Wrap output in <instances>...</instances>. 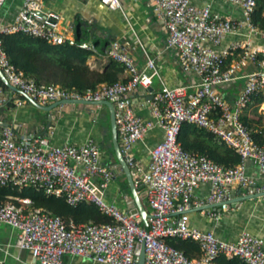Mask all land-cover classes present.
Wrapping results in <instances>:
<instances>
[{
	"label": "built area",
	"instance_id": "built-area-1",
	"mask_svg": "<svg viewBox=\"0 0 264 264\" xmlns=\"http://www.w3.org/2000/svg\"><path fill=\"white\" fill-rule=\"evenodd\" d=\"M5 1L0 0V10ZM100 1L108 9H121V0ZM150 1L153 15L167 35L166 47L177 54L180 70L198 78L191 97L186 87H163L152 93L147 101L152 120L137 116L129 98L140 89L152 87L158 75L153 60L147 59L139 71L134 59L118 42H112L101 56L121 65L126 81L101 85L84 94L39 86L14 70L1 36L22 34L51 45H77L90 52L89 58L100 55L97 47L72 36V28L63 26L58 14L44 13L39 0H24L12 23L0 20V71L12 87L41 106L60 100L108 101L114 106L121 153L137 193L147 202V229L137 209L121 211L106 200V189L121 170L118 165L109 168L102 164L93 139L81 146L54 147L48 137L18 139L12 127L0 133V186H34L47 195L63 197L72 207L91 203L112 223L67 227L60 217L33 208L29 199H16V203L8 200L0 204V225L15 230V247L38 264H63L66 255L97 264H135V251L141 244L144 264H212L219 256L237 258L243 264H264L262 239L242 233L235 243H228L211 232L190 227L185 216L191 209L215 204L219 211L210 216L218 219L220 212L230 209L235 188L245 196L264 192V184L257 186L246 172L247 161H253L264 182V143L255 142L241 119L252 97L264 95V47L252 44L248 37L264 39V31L252 22L256 0H223L240 10V22L214 15L207 6L195 7L191 0ZM241 28L248 34L243 42L216 49ZM248 64L257 69L244 73ZM241 80L245 83L233 99L227 100L219 92V88ZM184 123L205 130L232 148L240 157L239 164L225 169L205 156L184 151L177 142ZM155 128L162 130L163 138L151 149L150 162L143 166L135 160L133 148ZM202 184L209 186L205 201L192 200L193 192ZM174 215L181 216L173 219ZM168 238L194 242L199 256L188 259L165 242Z\"/></svg>",
	"mask_w": 264,
	"mask_h": 264
},
{
	"label": "crops",
	"instance_id": "crops-1",
	"mask_svg": "<svg viewBox=\"0 0 264 264\" xmlns=\"http://www.w3.org/2000/svg\"><path fill=\"white\" fill-rule=\"evenodd\" d=\"M23 1L6 0L0 10V20L4 23H12L22 8ZM39 1L42 3V11L58 14L63 26H70L71 35L77 40L97 47L100 55L87 60L90 69L99 72L105 70L109 60L101 56L102 52L110 43L118 42L134 59L139 71L144 69L147 59L154 61L158 75L153 79V93L163 87L169 89L186 87L188 97L194 94L198 78L180 70L177 54L166 47L167 35L153 15L150 0H121L120 10L108 9L100 0ZM191 4L198 8L207 6L212 14L222 18L241 21L240 10L229 6L223 0H191ZM247 36L246 30L241 28L227 36L216 49L219 51L227 49L233 43L243 42ZM248 37L252 44L264 47V39L257 36ZM256 69V65L248 64L243 72H252ZM244 83V80L231 83L219 88V92L225 99L231 100L239 93ZM147 97L148 93L140 89L129 98V103L137 116L143 120H152ZM3 98L5 102L0 103V133L3 128L12 127L18 139L29 136L48 137L50 145L54 147L81 146L86 140L93 139L98 148L100 144H104V149L102 148L100 152L102 164L109 168L116 165L107 108L85 105L61 106L50 113L53 120L50 128L46 130L49 113L33 106L27 97L11 90L0 80V100ZM18 103L21 105H17ZM162 138V130L155 128L149 131L133 148L135 160L146 166L150 162L151 149L160 143ZM106 154H109L107 164L103 161V155ZM246 172L257 186L264 184L257 174V167L253 161H247ZM208 193L209 186L202 184L193 192L192 200L205 201ZM242 197H245L244 191L235 188L232 192L233 202L230 209L220 212L218 219L210 216V213L219 211V206L213 204L202 207L203 210H189L185 214L187 222L190 227L202 232H211L218 239L228 243H235L242 233L264 241V196L249 200H241ZM105 198L121 211L131 209V194L122 171H119L109 183ZM143 204L148 209L144 199ZM180 216L174 215L172 218L177 219ZM15 238V230L6 225H0L2 264H38L27 252L15 247ZM63 264L97 263L66 255L63 258Z\"/></svg>",
	"mask_w": 264,
	"mask_h": 264
},
{
	"label": "trees",
	"instance_id": "trees-1",
	"mask_svg": "<svg viewBox=\"0 0 264 264\" xmlns=\"http://www.w3.org/2000/svg\"><path fill=\"white\" fill-rule=\"evenodd\" d=\"M253 24L264 31V0H256L252 15ZM4 53L14 70L25 78L34 79L39 86H58L62 90L84 94L87 90H96L101 85H111L126 81L128 78L118 63L109 60L105 70L99 72L90 69L87 60L90 52L77 45H51L43 40L22 34L1 36ZM264 95L252 97L241 116L243 124L249 129L255 142L264 143ZM177 142L184 151L205 156L215 164L228 169L237 166L239 155L214 136L194 125L182 124ZM16 199H29L32 207L42 209L53 216L60 217L65 225H79L91 222L103 225L112 223L111 219L102 215L91 203L69 206L63 197L47 195L42 189L34 186L16 187L0 186V204ZM165 242L184 253L188 259L199 256L197 245L190 240L168 238ZM212 264H243L239 259H226L219 256Z\"/></svg>",
	"mask_w": 264,
	"mask_h": 264
},
{
	"label": "water",
	"instance_id": "water-1",
	"mask_svg": "<svg viewBox=\"0 0 264 264\" xmlns=\"http://www.w3.org/2000/svg\"><path fill=\"white\" fill-rule=\"evenodd\" d=\"M0 80L11 90L17 91L20 94H22L20 91H18L16 88L12 87L8 83V81L5 79V77L3 76L1 71H0ZM145 91L149 94L148 97L146 98V100L150 101L152 99L151 95L153 93V88L149 87ZM25 97H27V96H25ZM28 100L30 101V103L33 106H35L39 110L46 112V113H49L48 117H47L46 130H48L50 128L51 121L53 120V117L50 113L53 110L58 109L61 106H64V105H85V106H97V107L107 108L108 114H109L111 143H112V148H113V152L115 155L116 165L119 166L120 170L122 171V173L126 179V183H127L128 189H129L130 194H131V200H132L131 209H137L138 210V212L140 213V216H141L142 224H143L144 228L147 229V226H148L147 219L149 217V214H148V211H147L145 205L143 204V197L139 196V194L137 193V190L134 186L133 179L131 176V170L128 167V165H127V163H126V161H125V159L121 153V150H120L118 132H117V128L115 125L114 106L111 103H109L108 101L87 102L84 100H60V101L54 102L48 106H41V105L37 104L36 102H34L33 100H31L30 98H28ZM263 196H264V193H261V194H256V195H252V196H245V197H242L240 199L241 200H249V199L263 197ZM238 201L239 200H237V202ZM232 202H233V200H231L228 204L231 205ZM203 208H199V210H203ZM185 213H188V211ZM144 257H145L144 256V247H143V244H141L138 246V248L135 251V264H144Z\"/></svg>",
	"mask_w": 264,
	"mask_h": 264
},
{
	"label": "rangeland",
	"instance_id": "rangeland-1",
	"mask_svg": "<svg viewBox=\"0 0 264 264\" xmlns=\"http://www.w3.org/2000/svg\"><path fill=\"white\" fill-rule=\"evenodd\" d=\"M260 112L264 115V108L263 107H260ZM104 144H100V152H102V148L104 149ZM107 151V150H106ZM108 151H110V150H108ZM107 151V152H108ZM101 154V153H100ZM102 155V154H101ZM109 157V154H106V155H103V161H105V164H107L108 163V158ZM148 210V209H147Z\"/></svg>",
	"mask_w": 264,
	"mask_h": 264
}]
</instances>
